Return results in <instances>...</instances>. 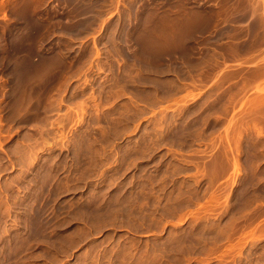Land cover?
I'll use <instances>...</instances> for the list:
<instances>
[{"label": "rangeland", "instance_id": "obj_1", "mask_svg": "<svg viewBox=\"0 0 264 264\" xmlns=\"http://www.w3.org/2000/svg\"><path fill=\"white\" fill-rule=\"evenodd\" d=\"M0 264H264V0H0Z\"/></svg>", "mask_w": 264, "mask_h": 264}]
</instances>
